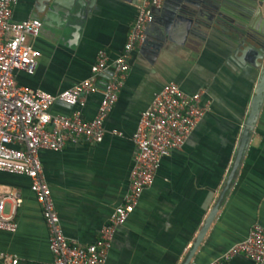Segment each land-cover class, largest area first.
I'll use <instances>...</instances> for the list:
<instances>
[{"label":"crops","instance_id":"crops-1","mask_svg":"<svg viewBox=\"0 0 264 264\" xmlns=\"http://www.w3.org/2000/svg\"><path fill=\"white\" fill-rule=\"evenodd\" d=\"M138 1L95 0L81 18H72L73 30L60 28L57 13L45 20L35 0H16L11 19L36 18L40 31L27 40L35 70L30 76L15 72V85L55 95L86 79L97 51H104L108 61L120 54ZM227 11L239 17L232 3ZM158 28L147 24L143 42L131 52L116 101L102 122L101 141L68 142L58 152L37 153L63 236L70 245L91 244L126 191L135 153L130 135L152 94L166 83L184 95L202 91L199 104L206 105V112L180 148L160 159L151 184L115 228L103 264L181 262L225 178L256 79L223 36L207 34L201 41L178 37L155 48ZM99 99L94 92L72 107L56 101L48 113L77 112L87 121ZM28 183L23 176L0 173V191L13 189L21 200L12 216L14 232L0 231V252L15 258V264H51L46 230ZM3 213H10L9 204ZM253 224L264 228V98L230 187L188 264H205L243 239ZM220 264L251 262L236 255Z\"/></svg>","mask_w":264,"mask_h":264},{"label":"built area","instance_id":"built-area-1","mask_svg":"<svg viewBox=\"0 0 264 264\" xmlns=\"http://www.w3.org/2000/svg\"><path fill=\"white\" fill-rule=\"evenodd\" d=\"M15 3L16 0H0V173L28 179V191L39 207L46 230L51 264H103L115 228L124 223L142 190L151 184L160 159L180 148L196 121L206 112V105L199 104L202 91L184 95L177 85L166 83L152 94L149 104L139 112L130 135L135 153L121 202L111 210L93 243L70 245L61 232L37 153L39 150L58 152L68 142L97 144L101 141L102 122L116 101L128 70L129 56L143 42L145 28L162 0H139L120 54L108 61L104 51H97L89 76L55 95L16 86L13 81L15 72L33 74L36 60L27 40L37 37L40 31L36 18L11 19ZM105 71L110 74L99 86L98 77ZM94 92L99 93L100 99L93 117L87 121H82L77 112L67 116L48 113L56 101L75 106L83 96ZM110 133L119 136L114 131ZM20 201L15 190L0 191V231L14 232L16 225L12 216ZM5 203L9 204V214L3 213ZM236 255L244 256L251 264H264V228L251 225L243 239L205 264H220ZM0 262L15 264L16 260L0 252Z\"/></svg>","mask_w":264,"mask_h":264},{"label":"water","instance_id":"water-1","mask_svg":"<svg viewBox=\"0 0 264 264\" xmlns=\"http://www.w3.org/2000/svg\"><path fill=\"white\" fill-rule=\"evenodd\" d=\"M94 1L35 0L38 11L44 14L45 20L57 13L60 18V28L69 27L73 30H76V25L70 23L72 18H81L83 12L90 9ZM126 1L132 2V0ZM230 3L233 4L239 17L228 14L227 6ZM149 23H157L160 26L157 29L155 48L167 42H174L178 37L179 41L181 39L201 41L207 34L223 36L233 45L234 51L241 55L237 61L256 72L252 94L238 129L225 178L214 203L179 263L188 264L230 187L240 159L247 148L264 98V0H162L160 8L151 15ZM109 74V71H105L99 75L102 79L100 86L104 84Z\"/></svg>","mask_w":264,"mask_h":264}]
</instances>
